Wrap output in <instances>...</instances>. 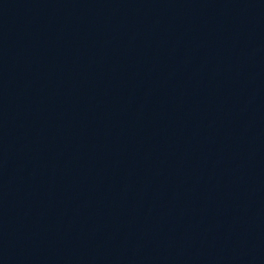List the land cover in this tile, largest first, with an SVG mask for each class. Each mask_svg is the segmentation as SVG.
<instances>
[{"label":"water","instance_id":"95a60500","mask_svg":"<svg viewBox=\"0 0 264 264\" xmlns=\"http://www.w3.org/2000/svg\"><path fill=\"white\" fill-rule=\"evenodd\" d=\"M0 264H264V0H0Z\"/></svg>","mask_w":264,"mask_h":264}]
</instances>
